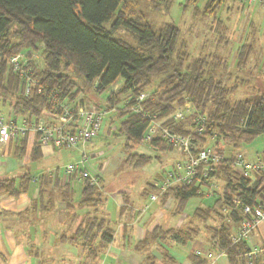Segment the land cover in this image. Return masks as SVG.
<instances>
[{
  "label": "trees",
  "instance_id": "1",
  "mask_svg": "<svg viewBox=\"0 0 264 264\" xmlns=\"http://www.w3.org/2000/svg\"><path fill=\"white\" fill-rule=\"evenodd\" d=\"M198 1L186 0L182 5H196ZM225 1L207 0L203 15H212ZM150 2L156 10L169 11L176 0ZM140 3L141 0H0V102L8 103L15 117L26 116L38 121L53 112L55 92L61 98H75L81 93L87 97L89 93L105 90L120 81L118 92L110 95L103 106L98 105L111 110L126 94L136 95L151 90L148 87L152 88L155 84L153 98L145 104V108L158 113L173 131L181 134L189 132L187 120L179 123L171 120L173 110L186 99L207 116L209 124L206 132L196 135L201 147L209 144L207 142L212 141L214 134L219 147L221 138L226 135L231 137L235 146L242 140L250 143L263 135L264 93L255 100L233 103L223 81L217 80L209 71L210 64L206 58L199 57L185 63L189 53L180 51V28L168 23L156 30L147 22L144 13L136 15L135 9ZM196 10L199 7L196 6ZM120 28L134 38L135 44L116 37ZM25 50L41 54L40 61L35 65L34 77L37 85L43 86L42 93H38L35 86L33 94L26 95L20 76L9 65L14 55ZM77 79L84 85L79 84ZM115 114L120 120V135L139 146L143 142L148 119L127 107L117 108ZM27 134L14 138L24 137L21 152ZM150 143L157 148L167 145L158 139ZM36 144L40 149L38 135ZM219 151L225 154V148L220 147ZM235 155L229 157L231 162L223 160L217 170L199 185L194 180L192 184L171 188L168 194L179 199L177 213H182L190 198L201 195V186H210L212 182L223 183L222 192L216 195L213 205L197 208L193 217L206 223L213 216H218L219 224L209 229L211 241L215 242L220 252L228 255L232 264H237L238 260L246 264L247 253L251 252L247 241L234 244L230 234L237 231L233 230V226L238 224L239 227L242 218L246 217L242 212L245 204L264 206V171L257 173V181L250 186L234 165ZM127 160L134 167L147 163V158L138 153L131 154ZM30 181V174L22 176L19 182L17 178H1L0 194L17 197L28 189ZM52 182L46 175L41 176L40 193L47 191ZM84 184V196L79 207L98 210L102 204L100 196H95L98 187ZM61 191L67 195L68 190L61 188ZM67 203L68 208L72 207L70 201ZM167 234L182 243L198 237V231L195 235L187 227ZM164 235L156 229L152 238ZM72 240H81L82 249L89 255H96L100 247H95L93 243L99 240L105 246L113 240V236L109 223L88 213ZM198 258L196 264L202 262Z\"/></svg>",
  "mask_w": 264,
  "mask_h": 264
},
{
  "label": "crops",
  "instance_id": "2",
  "mask_svg": "<svg viewBox=\"0 0 264 264\" xmlns=\"http://www.w3.org/2000/svg\"><path fill=\"white\" fill-rule=\"evenodd\" d=\"M223 3H228L229 9L246 11L247 5L240 0ZM220 21L217 20L214 26ZM25 137L22 152L21 140L24 137L13 138L8 144L0 143V179L17 178L19 182L25 174H30L31 178L28 189L19 196L0 194V264H196L197 257L202 261L199 264H232L228 255L220 252L210 238L200 236L182 243L167 234L188 226L169 221L168 213L161 210L165 202L162 197L155 201L149 197L140 209V202L125 192L103 196L100 191L103 187L101 176V188H97L95 196H100L102 204L98 210L80 208L84 182L66 177L61 165H49L57 159L56 150L48 146L37 149L36 133L29 132ZM80 152L83 150L78 147L74 157L65 162L79 159ZM43 175L53 182L48 185L47 191L40 193V177ZM61 188L68 190L66 196ZM172 196V203H176L172 214H178L179 199ZM190 200L183 211L187 210ZM68 201L72 207L68 208ZM199 207L206 206L194 205L193 214L188 217H193ZM88 213L109 223L113 236V240L105 246L99 240L93 243L95 247H100L96 255L85 252L80 245L81 240H72ZM156 229L165 235L152 238ZM237 229L238 224L233 226V230ZM247 245L252 254L245 258L246 264H264V254L254 252L264 247V220L252 233ZM78 248L82 252L79 256ZM196 250L203 254L197 255ZM209 252L213 253L212 257L207 256ZM237 264L244 263L238 260Z\"/></svg>",
  "mask_w": 264,
  "mask_h": 264
},
{
  "label": "rangeland",
  "instance_id": "3",
  "mask_svg": "<svg viewBox=\"0 0 264 264\" xmlns=\"http://www.w3.org/2000/svg\"><path fill=\"white\" fill-rule=\"evenodd\" d=\"M185 2L186 0H176L171 9L165 11L154 9L150 0H141L135 13L136 15L144 13L147 22L156 30L168 23L178 26L181 30L182 42L180 51L183 53L182 50H185L186 53H189L185 63H191L199 57L206 58L210 64L209 71L214 74L217 80L223 81V85L230 91L228 97L233 103L241 100H255L260 97L264 93V4L257 2L246 4V11L243 12V10L229 9L228 3H222L212 15L204 16L202 12L207 0H199L196 5L188 4L187 7H183L182 4ZM196 6L199 7L198 11ZM217 20L221 21L214 26ZM251 22H253L252 25ZM115 35L126 42L135 44L134 38L123 28L117 30ZM77 82L84 85L79 79ZM114 85L118 88V85L121 86V82L118 81ZM154 87L155 84L152 85V88L151 86L148 88L152 91ZM96 93H89L85 97L84 102L88 107L103 106L105 93L103 94V91L99 90ZM98 107L105 109L101 106ZM0 113L13 116L12 108L8 103L0 102ZM119 123L120 120L115 112L109 113L102 132L94 140L79 142L75 148L56 149L57 159L49 165H61L62 170V165L70 162H65V160L74 157V151L78 147H80V151L86 150L88 154L103 151V157L96 163L91 162L92 169L99 170L102 174L103 187H98L101 188L102 195L125 192L134 200L139 201L140 206L138 207L142 209L150 194L157 192L158 183L156 180L172 170L178 162L185 163V157L177 148L168 145L157 148L150 142H142L136 146L124 135H120ZM207 143L213 142L208 140ZM221 146L225 148L224 156L226 157L242 153L247 159L254 160L258 156L264 157V134L250 143L242 140L238 146H235L231 142V137L226 135L221 138ZM135 152H139L147 158L145 165L134 167L129 164L127 159ZM66 153L69 155L64 157ZM81 154L80 152L79 155ZM238 169L240 168L238 167ZM222 187L223 183L221 182L214 189L203 186L204 193L190 198L187 212L172 214L176 205L172 201L163 203L161 210L168 213L169 221L177 222L175 225H186L188 231H193V234L198 231V237L209 239L212 236L209 229L219 224V217L215 215L203 223L195 217L188 216L193 214L194 205H213L216 197H209L208 193L212 191L213 196L218 195L222 192ZM77 250L79 256L82 252L79 248Z\"/></svg>",
  "mask_w": 264,
  "mask_h": 264
},
{
  "label": "built area",
  "instance_id": "4",
  "mask_svg": "<svg viewBox=\"0 0 264 264\" xmlns=\"http://www.w3.org/2000/svg\"><path fill=\"white\" fill-rule=\"evenodd\" d=\"M240 2L244 4L255 2L264 4V0H240ZM40 58L39 51L25 50L9 60L12 70L21 78L26 95H32L35 86H37L38 93L44 92L43 86L37 85V80L34 77L35 65L40 61ZM118 88L112 85L105 90H101L103 94L105 93V101L110 95L118 92ZM152 98L151 90H145L136 95L128 93L111 110H106L96 105L88 107L84 102L85 94L83 93L75 98H61L58 92H55L53 94V112L41 117L38 121L29 119L26 116L15 117L14 115L0 113V143L8 144L17 136L34 132L38 135V142L41 146H48L53 150L75 148L79 142L92 141L102 132L109 113L115 112L117 108L127 107L131 112L138 113L148 119L147 127L143 132V142H151L154 139L165 141L168 146L177 148L185 157V163L178 162L172 170L166 172L158 180L157 192L152 193L150 196L152 200L155 201L165 196L171 188L178 185H189L194 180L199 185V182L208 179L209 174L217 170V166L223 160L231 162L229 157L224 156L219 151L222 146L219 147L216 143L215 134L211 138V142H213L211 144L201 147L200 142L196 141V135H203L206 132L209 119L198 110L192 101L186 99L171 114V120L175 123L186 120L189 122L187 126L189 132L181 134L166 126L164 120L159 118L158 113L146 110L145 104ZM103 155V151L88 154L86 150H83L79 159L63 166L62 172L68 178H76L90 186L100 187L102 174L99 170L92 169L91 162L96 163ZM234 157L236 169L252 186L257 181V173L264 171V157L258 156L254 160H249L242 153H236ZM99 167L102 168V166ZM216 186L218 187V184L212 182L210 186L205 187L214 189ZM202 187H200L201 192L204 193ZM208 194L209 197H216V195L213 196L212 191ZM172 200L173 196L168 194L164 199V203ZM242 212L246 217H243L240 221L237 231L230 234V239L234 244L248 241L258 225L264 220V206L261 204L254 206L245 204ZM254 252L264 254V247L257 248ZM195 253L197 255L203 254L200 250H196ZM251 254L252 251L247 253V255ZM207 256L212 257L213 253L209 252Z\"/></svg>",
  "mask_w": 264,
  "mask_h": 264
}]
</instances>
